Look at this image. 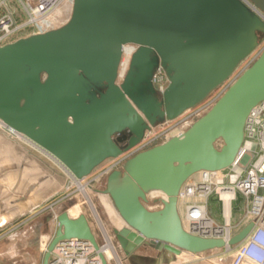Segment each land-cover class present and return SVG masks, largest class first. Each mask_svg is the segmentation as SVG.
Listing matches in <instances>:
<instances>
[{
    "label": "water",
    "instance_id": "95a60500",
    "mask_svg": "<svg viewBox=\"0 0 264 264\" xmlns=\"http://www.w3.org/2000/svg\"><path fill=\"white\" fill-rule=\"evenodd\" d=\"M250 1L264 13V0ZM263 35L264 21L242 0H73L65 24L0 46V227L61 191L69 174L88 175L138 142L149 125L201 101ZM129 42L137 48L119 78L121 47ZM159 65L169 80L163 92L151 80ZM262 99L264 48L181 136L107 173L100 191L122 220L112 233L128 264H169L181 251L246 237L253 222L227 239L187 231L177 194L196 171L231 164L246 116ZM155 190L167 198L148 209L147 194ZM56 222L42 264L71 237L90 241L101 264H111L84 213L71 217L62 209ZM142 245L157 254L139 253Z\"/></svg>",
    "mask_w": 264,
    "mask_h": 264
},
{
    "label": "built area",
    "instance_id": "2783aa9c",
    "mask_svg": "<svg viewBox=\"0 0 264 264\" xmlns=\"http://www.w3.org/2000/svg\"><path fill=\"white\" fill-rule=\"evenodd\" d=\"M18 1L25 17L18 21L12 13H0V46L21 36L42 33L65 24L71 15L73 4V0ZM242 1L264 21V13L260 9L250 0ZM63 3L64 7L57 11ZM136 48L135 43L122 44L119 78L128 68ZM263 48L264 35L233 72L201 101L172 119L149 125L138 142L124 149L116 157L106 159L88 175L77 178L69 174L65 191L68 186H76L75 181L91 186L92 182L101 180L110 170L120 167L135 153L160 144L172 136H181L197 118L211 108L238 75L259 56ZM151 80L160 92L164 91L169 82L165 70L160 65L152 74ZM220 144L221 142L217 143ZM238 196L241 199L236 203ZM62 198L49 202V209L52 210L51 220L56 225L57 212L53 207ZM166 198V194L161 191H151L147 194L145 206L148 209L161 208L162 201ZM226 202L228 220L224 215ZM177 209L183 228L198 235L227 239L247 223L253 222L251 230L242 241L221 249L229 253L226 264H264V99L253 105L247 114L243 141L231 164L216 170H198L188 177L178 191ZM100 232V247L114 241L107 229H101ZM113 247L117 250L116 244ZM116 254L120 258L119 254ZM114 260L115 256L109 258L111 264H116ZM47 264H101V261L90 241L71 237L55 244Z\"/></svg>",
    "mask_w": 264,
    "mask_h": 264
},
{
    "label": "rangeland",
    "instance_id": "374dc122",
    "mask_svg": "<svg viewBox=\"0 0 264 264\" xmlns=\"http://www.w3.org/2000/svg\"><path fill=\"white\" fill-rule=\"evenodd\" d=\"M0 13H12L15 20L18 21L25 17L18 0H0ZM105 177L106 175L101 180L92 182L91 186L86 187V196L74 185L68 186L65 191V185L61 191L0 227V264H42L43 254L56 228V224L51 220L52 210L49 209V202L54 199H61L63 196L64 198L53 207V210L58 213L62 209L79 203L80 213L87 216L97 241L100 242L101 227L91 209L90 204H92L105 229L113 237L112 228H118V226L108 216L98 195L100 190L104 188ZM109 201L111 202L110 198ZM120 253L118 251L121 263L128 264ZM228 259L229 253L218 248L200 253L185 251L181 257H176L174 262L169 264H226Z\"/></svg>",
    "mask_w": 264,
    "mask_h": 264
},
{
    "label": "bare ground",
    "instance_id": "6f19581e",
    "mask_svg": "<svg viewBox=\"0 0 264 264\" xmlns=\"http://www.w3.org/2000/svg\"><path fill=\"white\" fill-rule=\"evenodd\" d=\"M62 7H64V3L57 8V11L60 10V8H62ZM74 183L86 196L87 195L86 187H89V186L86 185L85 183L83 184L79 181H75ZM98 195H99V198H100V201H101L103 207L106 209L107 213L112 218L114 224H117V226L119 228V225L122 223V220H121L118 212L114 208V206L109 201L108 196L102 192H100ZM90 206H91V209H92L94 215L97 218V221L100 223L101 229L105 231V227L102 224L101 219L99 218L94 205L90 204ZM66 210H67L68 214H70L71 216H76L77 214H79L81 212L80 211V204L79 203L73 204L70 207H67ZM224 215H225V219L228 220L229 219V213H228V203L227 202H226V205L224 206ZM113 243H114V241L109 242L108 244H106V246L100 247V249L102 250L103 254L105 255V257L108 260L110 257L115 256V260H114L115 263L121 264L120 259L117 257V254H116L117 250H114V247H113L115 245V243H114V245H113ZM186 252H188V251H186ZM184 253H185V251H181L180 254H178V258L181 257V255H183Z\"/></svg>",
    "mask_w": 264,
    "mask_h": 264
},
{
    "label": "crops",
    "instance_id": "0c3cea01",
    "mask_svg": "<svg viewBox=\"0 0 264 264\" xmlns=\"http://www.w3.org/2000/svg\"><path fill=\"white\" fill-rule=\"evenodd\" d=\"M106 210V209H105ZM108 216H109V214H108ZM110 217V216H109ZM111 218V217H110ZM112 219V218H111ZM112 222H113V220H112ZM114 223V222H113ZM115 225H117V224H115ZM122 225V223L119 225V226H121ZM138 252L139 253H142V254H147V255H155V254H157V250L156 249H154V248H152V247H150V246H144V245H142L141 247H140V249L138 250ZM117 253H118V251H117ZM120 254H122V252L120 253ZM123 255V254H122ZM124 256V255H123ZM177 257H178V255H177ZM120 259V262H121V258H119ZM124 259H125V257H124ZM174 262V261H173ZM122 264V263H121Z\"/></svg>",
    "mask_w": 264,
    "mask_h": 264
}]
</instances>
